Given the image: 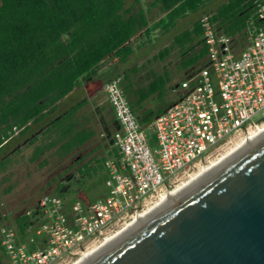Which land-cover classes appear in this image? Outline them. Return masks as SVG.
I'll return each instance as SVG.
<instances>
[{
  "label": "built area",
  "instance_id": "1",
  "mask_svg": "<svg viewBox=\"0 0 264 264\" xmlns=\"http://www.w3.org/2000/svg\"><path fill=\"white\" fill-rule=\"evenodd\" d=\"M207 46L205 66L171 88L176 99L147 123H139L121 77L102 84L118 130L104 160V195L65 200L43 193L41 223L26 239L0 216L4 264H64L87 242L133 218L147 197H161L181 173L202 161L235 134L264 125V0H253L244 42L201 19Z\"/></svg>",
  "mask_w": 264,
  "mask_h": 264
},
{
  "label": "trees",
  "instance_id": "2",
  "mask_svg": "<svg viewBox=\"0 0 264 264\" xmlns=\"http://www.w3.org/2000/svg\"><path fill=\"white\" fill-rule=\"evenodd\" d=\"M138 1L126 4V0H0V151L15 130L22 133L30 124L40 122L63 96L93 76L104 58L112 55L125 62L135 51L130 39L136 33L141 32L147 39L155 30L167 33L178 19L216 0H152L149 6L157 8L159 13L152 22L147 15L150 8L137 7ZM252 12L253 0L219 1L212 10H205L202 16L176 32L153 58L163 59L176 47L181 53L182 68L198 63L203 67L207 63V46L202 39V17L207 16L217 31L235 36L242 44L246 19ZM135 70L133 65L123 74L121 85L139 123L147 124L166 108L146 106L147 101L157 104L168 88L178 84L169 86L170 74L164 71L152 72L145 84L135 87L129 79V73ZM117 76L118 73L113 75ZM85 103V99L76 102L46 128L62 130L49 144L61 143L59 156L94 134L92 129L76 128V122L68 120ZM112 150L94 160L77 161V171L86 178L96 177L104 170L103 162ZM37 156L34 154L28 161H34ZM10 160V156L3 155L0 170H5ZM45 162L46 159L42 160V164ZM102 174L104 178L105 170ZM62 186L59 182L52 194L63 198ZM63 199L68 206L76 198ZM37 201L36 196L13 219L21 240L32 234L42 221ZM0 251L5 257L1 245Z\"/></svg>",
  "mask_w": 264,
  "mask_h": 264
},
{
  "label": "water",
  "instance_id": "3",
  "mask_svg": "<svg viewBox=\"0 0 264 264\" xmlns=\"http://www.w3.org/2000/svg\"><path fill=\"white\" fill-rule=\"evenodd\" d=\"M82 264H264V134Z\"/></svg>",
  "mask_w": 264,
  "mask_h": 264
},
{
  "label": "rangeland",
  "instance_id": "4",
  "mask_svg": "<svg viewBox=\"0 0 264 264\" xmlns=\"http://www.w3.org/2000/svg\"><path fill=\"white\" fill-rule=\"evenodd\" d=\"M132 1L133 0H126V4H130ZM150 1L152 0H139L136 3V6L143 9L150 8L147 15L152 22L158 17L159 13L157 8L149 6ZM219 1L222 0H216L200 11L188 13L185 17L178 19L176 24L167 33H161L160 31L155 30L152 32L150 39L142 36L141 32L136 33L130 39L135 51L125 62H120L117 59L116 62H112L109 66L114 67L121 78L130 67L133 65L136 66V70L129 73V79L132 80L135 87L145 84L152 77V72H168L170 74V79L168 81L169 86L176 85L182 79L194 75L202 66V63H198L187 69L182 68L179 62L181 59V53L176 47L170 49L169 53L163 59H154L153 54H156L163 46L168 45L172 36L176 32L185 26L190 25L192 21L203 14L205 10H212L215 7V4ZM138 44L139 47H137ZM111 58H115V56L111 55L106 59V62ZM95 85L96 81H91L88 88L92 89ZM85 92V88L78 89L76 93L64 99L62 107L74 103L80 99ZM99 93L102 95L101 91H99ZM176 96V91H172L168 88L162 101L154 104V101L149 100L147 101L146 106H153L154 108H156V106L165 107L170 104ZM105 110L106 109H103V112H106ZM87 115L91 116L92 114L88 111ZM105 119L106 118H104L103 115L101 122L103 125L102 129L98 128V126L95 127L97 130L96 140L104 143L103 151L111 146L110 144L112 143L113 134L117 129L116 123L113 121L111 122L110 116H108L106 121ZM246 135L247 133L245 132L233 135L229 140L217 147L207 160L189 168L187 172L181 173L174 186L169 190L171 191L178 185L187 181L189 177L198 172L201 167L209 165L210 162H214L220 156L236 146L238 142L242 141ZM26 136L27 134L25 131L22 135L15 137L14 140L5 145L0 151V158H2L14 144L18 143L19 140L24 139ZM86 148L88 147H84L83 150H86ZM25 152L26 148L24 149V152L19 155L12 156L8 153L13 159L8 162L5 170H0V216L3 214L4 216L6 215L5 221L11 225H13V219L17 213L24 211L36 196L38 199L43 193H53L59 182L63 184L61 187V190L64 193L63 198L93 200L104 195L106 188L104 186L102 172L92 178H86V175L80 174L76 169V166H78L75 161L76 153L59 159L55 156L46 154L45 157L47 162L42 164V160L28 161L26 159L28 153ZM83 180H85L84 183ZM158 200L159 197H147L145 204L139 209V212L154 205ZM133 218L127 219L126 222L107 229L102 235L95 236L87 242V247L83 251L98 245L105 236L112 235L115 231L119 230V228H122L125 224L133 220ZM78 257L79 255H76L70 260L67 259L64 264H71ZM5 259L6 258L0 251V264H4Z\"/></svg>",
  "mask_w": 264,
  "mask_h": 264
},
{
  "label": "crops",
  "instance_id": "5",
  "mask_svg": "<svg viewBox=\"0 0 264 264\" xmlns=\"http://www.w3.org/2000/svg\"><path fill=\"white\" fill-rule=\"evenodd\" d=\"M110 57V56H109ZM106 57L104 60L100 63L97 71L93 76L88 77L87 79L80 82L79 85L74 87L71 91H69L65 96H63L58 102L56 107L50 111L44 118L35 124H30L28 129H26L27 136L19 140L18 143L14 144L11 149L7 151L5 154L6 156L12 155H19L24 152V149L26 148V152L28 153L27 160H31L32 156L34 154H38L37 157L33 158L35 160H44L46 159L45 155L55 156L56 158H62L66 157L70 154L76 153V159L77 162H83L90 159H95L96 157H101L107 155L108 151L112 148L111 146L105 151L104 149V143L101 141L99 142L96 140V126L98 128L102 129L103 125L101 124L103 115L105 121L107 120L108 116L111 117V122H115L118 129V124L113 116L112 107L107 101V98L102 91V84L111 79L113 75H115L118 71L114 68L109 66L112 62H116L118 58H111L109 61L106 62V59L109 58ZM116 59V60H115ZM108 64V65H107ZM91 81H96V85L89 89L88 85L91 83ZM86 89V92L83 93L82 97L75 101L74 103L63 106L62 103L66 97H69L76 93L78 89ZM99 91L102 92V95L99 93ZM81 99H85L86 103L80 107L74 114L70 116L69 121L76 122V128L78 127H88L94 131V134L92 137H90L87 141H85L83 144L79 145L78 147H75L72 149L69 153H67L64 156H59V145L60 142L49 145L52 143V141L60 135L62 132L61 128H51L50 130H46V128L49 126L51 120L54 118L60 117L66 113V110L75 104L76 102L80 101ZM175 100V99H174ZM172 100V102L174 101ZM170 102V103H172ZM169 105V104H168ZM167 105V106H168ZM166 106V107H167ZM103 109H106V112H103ZM88 111L91 112V116L87 115ZM116 129V130H117ZM19 130H15L13 135L6 141L5 145H7L10 141L14 140L15 137L22 135V133L18 132ZM24 131V132H25ZM114 132V131H113ZM111 145V144H110ZM84 147L86 150H83ZM38 148H41V150L37 151ZM9 153V155H8ZM13 157L11 158V160ZM77 168V166H76ZM104 172V170L102 171Z\"/></svg>",
  "mask_w": 264,
  "mask_h": 264
},
{
  "label": "bare ground",
  "instance_id": "6",
  "mask_svg": "<svg viewBox=\"0 0 264 264\" xmlns=\"http://www.w3.org/2000/svg\"><path fill=\"white\" fill-rule=\"evenodd\" d=\"M262 134H264V125L260 126L259 128H256L254 131L247 134L246 137L242 141L238 142L236 146L231 148L229 151H227L225 154L220 156L214 162H210L209 165L201 167L200 170L196 172L194 175L190 176L187 181L183 182L181 185H178L175 189L165 192L163 195H161L159 200L154 205L148 207L147 209L145 208V210L137 213L134 216L133 220L125 224L122 228H119V230L115 231L112 235L105 236L98 245L80 253L79 257L71 264L84 263L94 254H96V252H98L99 250H101L103 247L110 244L111 242H113L116 238H118L121 234H123V232L135 226L137 223L147 218L152 212L157 210L159 207L166 204L168 201H170L172 198H174L176 195L182 192L187 186L193 184L199 178L211 172L218 164H220L232 152H234L236 148H241L244 145L249 144L250 142H253L257 137L261 136Z\"/></svg>",
  "mask_w": 264,
  "mask_h": 264
}]
</instances>
